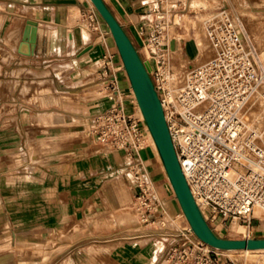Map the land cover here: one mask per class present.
Here are the masks:
<instances>
[{
    "label": "rangeland",
    "instance_id": "374dc122",
    "mask_svg": "<svg viewBox=\"0 0 264 264\" xmlns=\"http://www.w3.org/2000/svg\"><path fill=\"white\" fill-rule=\"evenodd\" d=\"M88 1L87 6L80 13L79 23L87 32L95 31L100 34V31H104L110 35L102 18ZM150 1L141 0L140 2V5L144 7L141 13V23L148 17L146 14ZM164 3L167 7L172 6L183 26L182 30L178 29L179 32L175 29L168 32L169 43L175 40L173 36L185 38L183 33L185 23L192 29L193 23L196 21L198 24V21L200 22L203 17L221 10H226L235 16L245 33H250L252 28L259 31V34L264 32V0H164ZM139 25H137V30ZM255 34L259 35L258 32ZM140 38L141 45L136 48L144 58L145 38ZM184 40H188V37ZM191 42L194 54L191 55L189 61L201 63L208 59L203 58L202 61H198L197 58L196 60V48L192 36ZM257 47L258 50L264 49L261 44H258ZM105 55L108 56V60L104 63L101 58ZM263 57L264 55L261 58L263 59ZM184 59L187 61L186 58ZM114 66L113 55L105 50L98 58L96 65L91 68L96 69L93 75L95 85L90 88H80L88 89V92L85 94L74 93L68 98H59L58 93L35 94L32 96L33 105L28 108L30 111L19 110L21 114L18 111L16 119L6 120L5 126L16 125L22 134L19 136L18 143L22 152H19L17 171L10 172L9 167L2 169L5 177H9L11 174L18 177L17 182L11 183L6 180L0 184V211L6 214V216H2L3 224H8L11 221V212L15 214V210H17L18 215L25 213V203L27 202L25 192L28 189L33 187L34 190H40L38 189L42 186L40 183L29 184L30 179H26L28 175L54 177L62 174L67 177V181L73 179L78 182L75 185H66V187L75 188L72 191L83 193V197L89 192L94 195L90 200L69 201L80 205L81 208H78L77 211L81 209L83 218L79 223L75 221V224L78 223V225H71L66 231L2 233L1 237L4 242L2 250L6 248L15 250L22 261L19 264H32V260L33 264H47L55 254L62 252L65 248L57 244L59 239H64L68 243L78 241L77 244L83 246L93 244L91 248L76 249L79 250L76 251L77 261H73L75 249H69L70 253H67L60 264H172L169 260L170 251L175 245L181 244L180 231L187 227L188 223L181 215L182 212L160 162L155 156L150 159L147 154L146 150L150 148L148 139L143 147L136 148L135 145L128 150L103 145L88 148L84 143L86 134L83 128L85 123L80 121V113H101L118 102L121 103L126 114L137 116L130 89H122L117 82L118 95L110 97L111 86L106 81L110 77H116ZM78 89L77 87L73 90ZM66 100L69 103L65 104ZM101 100L105 102L102 103ZM57 108L67 117V123L60 128L65 133L56 140L55 144L53 143L54 145L43 147L39 144L43 136L41 131L37 130L31 117L38 112L58 111ZM90 125L91 123L88 124V129L91 128ZM87 135L90 136L88 132ZM26 145L30 152L28 164H25L27 162ZM113 151H119L123 155L115 158L112 155ZM89 160L90 165L94 167L92 172L83 169L86 161ZM81 168L84 173L78 174L77 171ZM82 180H85L86 183L91 180L93 183L87 185L79 183ZM146 182L151 185L149 190L143 189ZM15 191L17 196L13 194ZM66 208L68 213L70 208ZM128 214H132L133 217H128ZM12 219L15 221L14 217ZM17 222L24 223V217H18ZM89 227H94L96 230L90 233L86 230ZM77 228L84 230L75 231ZM240 230L244 232L242 228ZM89 234L95 236H88ZM27 235L33 236L36 239L35 243L27 244ZM226 236L238 238L243 237V233ZM44 237L49 240L44 242ZM258 237H264V234L261 233ZM93 239L99 241H91ZM31 250L33 257H31ZM224 255L227 261L229 259L233 261L231 264H264V251L224 252ZM26 260L30 263H26ZM51 264H59L57 258Z\"/></svg>",
    "mask_w": 264,
    "mask_h": 264
},
{
    "label": "built area",
    "instance_id": "2783aa9c",
    "mask_svg": "<svg viewBox=\"0 0 264 264\" xmlns=\"http://www.w3.org/2000/svg\"><path fill=\"white\" fill-rule=\"evenodd\" d=\"M149 5L137 32L145 38L143 59L182 172L216 233L227 237L240 226L243 237L251 236L252 219L264 218V122L257 113L251 115L260 105L264 109V66L235 17L221 10L203 21L211 56L200 64L183 65L180 74L173 67L168 36L171 29L182 27L179 16L164 0ZM101 60L105 63L108 56ZM106 82L110 97L118 95L115 77ZM90 123L89 135L99 145L128 150L147 141L142 119L126 114L118 102ZM150 186L146 182L143 189ZM181 230V244L170 251L172 264L233 263L225 251L203 243L187 227Z\"/></svg>",
    "mask_w": 264,
    "mask_h": 264
},
{
    "label": "crops",
    "instance_id": "0c3cea01",
    "mask_svg": "<svg viewBox=\"0 0 264 264\" xmlns=\"http://www.w3.org/2000/svg\"><path fill=\"white\" fill-rule=\"evenodd\" d=\"M105 2L118 18L134 45L139 48L141 38L137 33V25L142 22L141 13L144 10V7L140 5L141 0H105ZM86 6L87 0H0V184L6 180L11 183L17 182V176L11 174L9 177H5L2 169L9 167L10 172L17 171L19 152H22L18 144L19 136L22 134L16 125L5 126L6 120L16 119L19 110L30 111L28 108L33 105L32 95L35 93L37 95L58 93L59 98H68L74 93L85 94L88 89L82 90L84 87L90 88L95 85L93 75L96 69L91 68L96 65L98 58L105 50L113 55L116 70L115 78L119 86L125 90L130 89L112 37L104 31H100V34L95 31L87 32L79 23L80 13ZM33 27L34 33L32 35ZM182 27L179 30H182ZM179 30L176 31L179 32ZM184 39L181 36L175 37V40L169 43L173 51L172 55L173 57L179 55L191 59L190 56L194 54L191 39ZM189 64H197V62H187L184 65ZM40 87H50L52 91L41 93ZM77 87L82 89L73 90ZM35 90L37 91L35 92ZM61 91L67 92V95L61 96ZM66 102L69 103L67 100L64 101L65 104ZM100 102L104 103L105 101L101 100ZM98 113L79 114L80 121L85 123L83 128L86 134L84 143L88 148L100 146L87 135V132L89 134L88 124ZM53 114L62 115L65 123L51 124L48 127L36 126L37 130L41 131L42 136L59 135L60 137L65 133L60 128L67 123V117L60 112V109L58 111L38 112L35 115H42L47 119ZM146 151L150 159L155 156L159 161L151 147ZM25 153L27 161L25 164H28L30 152L27 145ZM112 155L118 158L123 154L119 151H113ZM83 169L89 172L94 171V167L90 165V160L86 161ZM83 171L81 168L77 173ZM26 179H30L29 184L31 185L40 183L42 186L38 187L40 190H34L31 187L25 192L27 201L25 213L18 215L17 210H15V214L11 212V221L8 224H3L2 216H6V214L0 211V264H19L22 262L15 250L8 248L2 250L4 244L1 237L2 233L66 231L69 226L78 225L83 218L81 209L77 211L78 208H81L80 205L69 201L90 200L94 196L89 192L83 197V193L72 191L75 188L66 187L67 184L75 185L78 182L73 181V179L67 181V177L62 174L54 177L28 175ZM79 183L87 185L92 184L93 181L90 180L89 183H86L85 180H82ZM13 194L17 196L16 191ZM100 198L102 199V197ZM10 199L12 200L13 197L11 196ZM66 207L70 208L68 213ZM13 217L15 221H13ZM18 217H24L25 222L18 223ZM75 221L78 223L75 224ZM251 225L253 235L257 232L264 234L263 217H254ZM82 230L84 229H75V231ZM86 230L91 233L96 229L89 227ZM229 232V235L243 233L240 226L231 231L234 233ZM228 234L226 233V235ZM88 236L95 235L89 234ZM44 238V242L49 240ZM35 240L33 236L27 235L26 243H35ZM91 241L99 240L93 239ZM77 242L68 243L64 239H59L57 244L65 248L62 252L55 254L47 264H51L55 258L60 264L67 253H70L68 250L71 248L75 249L73 261H77L76 253L79 250L76 249L93 247V244L83 246ZM30 252L31 257H33V251ZM25 262L30 263L28 260ZM31 263L33 264V260Z\"/></svg>",
    "mask_w": 264,
    "mask_h": 264
},
{
    "label": "water",
    "instance_id": "95a60500",
    "mask_svg": "<svg viewBox=\"0 0 264 264\" xmlns=\"http://www.w3.org/2000/svg\"><path fill=\"white\" fill-rule=\"evenodd\" d=\"M89 1L109 27L144 127L150 134L160 164L193 235L210 247L225 252L264 249V237H258L261 232L248 237H225L222 233H216L208 224L182 172L147 62L105 0Z\"/></svg>",
    "mask_w": 264,
    "mask_h": 264
},
{
    "label": "bare ground",
    "instance_id": "6f19581e",
    "mask_svg": "<svg viewBox=\"0 0 264 264\" xmlns=\"http://www.w3.org/2000/svg\"><path fill=\"white\" fill-rule=\"evenodd\" d=\"M90 2V1H89ZM91 3V2H90ZM91 6H92V4H91ZM235 17V16H234ZM204 19H205V17H203L202 18V20L199 22L198 21V24H197V21L195 22V23H193V27H192V29L190 28V26H186V23L184 24L185 25V30H184V35H185V38H187L188 37V39H191V36L193 37V40H194V44H195V47H196V56H195V58H196V60H197V58H198V61H202L203 60V58L205 59V58H208L209 59V57L211 56V54H212V47H211V44H210V40H209V38H208V35L206 34V31H205V28H204ZM235 19H236V21L240 24V22L238 21V19L235 17ZM103 22H104V24H105V26H106V29L109 31V27H108V25H107V23L103 20ZM202 23V24H201ZM241 26V25H240ZM262 31V30H261ZM255 32H258V34H259V31H256L255 30V28H252V30L250 31V33H246L247 34V36L249 37V39H250V41H251V43L253 44V46L256 48L255 50L257 51V56H258V58H259V60L261 61V63H262V65L264 66V57H263V59L261 58L262 57V55H264V49H262V50H258V44L260 45L261 44V46L262 47H264V32L263 33H261V34H259L258 36H257V34H255ZM33 33H34V27H33V29H32V35H33ZM110 33V32H109ZM192 33V34H191ZM190 34H191V36H190ZM263 43V45H262V43ZM260 47V46H259ZM206 52V53H205ZM190 56V55H189ZM191 57V56H190ZM187 59V61L184 59V57H181V56H179V55H177V57H173V67L175 68V70L177 71V72H180V74L183 72V70H182V66L185 64V63H187V62H190L189 61V57L188 58H186ZM208 59H206L205 61H207ZM205 61H202V62H205ZM201 62V63H202ZM198 63V62H197ZM200 64V63H199ZM57 67V66H56ZM52 81V80H51ZM46 86V85H45ZM44 86V87H45ZM54 86V85H53ZM44 87H40V92L41 93H45V92H50V91H52V89L49 87V88H44ZM37 91V90H36ZM130 92H131V95H132V98H133V102H135V100H134V97H133V92H132V90L130 89ZM33 93V92H32ZM36 94V93H35ZM38 94H40V93H38ZM60 95L61 96H66L67 95V92H65V91H61L60 92ZM33 96V95H32ZM30 99H31V97H30ZM32 100H33V98H32ZM66 103H68V102H66ZM69 105V104H68ZM72 106V105H71ZM76 107V106H75ZM262 106L260 105L256 110H254L252 113H251V115H253V114H256L257 113V116H259V118L260 119H262L263 120V122H264V109H262L261 108ZM135 114L137 115V116H139L141 119H142V116H141V113H140V111H139V108L137 107V105H136V103H135ZM32 121L34 122V124L36 125V126H41V127H43V126H46V127H48L49 125H51V124H56V123H65V121H64V119H63V116L62 115H60V114H53L52 116H49L47 119H46V117L44 118V116H42V115H35V116H33V118H32ZM67 130V129H66ZM144 132H145V134H146V136H147V139H148V141H149V143H150V147L152 148V150L154 151V153L157 155V151H156V149H155V146H154V143H153V141H152V139H151V137H150V134H149V132H148V130H147V128H146V126L144 127ZM44 137V138H43ZM42 137V139L40 140V143L39 144H41L43 147L44 146H49V145H51V144H55V142H56V140L59 138V135H57V136H50V135H44ZM85 137V136H84ZM34 138V137H33ZM39 140V139H38ZM59 141V140H58ZM53 144V145H54ZM43 147H41V148H43ZM51 147V146H50ZM33 152H34V149H33ZM36 153V152H35ZM32 155H34L33 153H32ZM158 156V155H157ZM35 158V157H34ZM159 158V157H158ZM160 161V160H159ZM164 171V170H163ZM164 174H165V172H164ZM166 176V175H165ZM168 181V180H167ZM168 183H169V181H168ZM170 185V184H169ZM171 187V186H170ZM182 212V211H181ZM181 215L182 216H184V214L183 213H181ZM128 217H130V218H132L133 217V215L132 214H130V215H128ZM185 217V216H184ZM187 228L188 229H190V226H189V224H187ZM190 231H191V229H190ZM192 232V231H191ZM160 247H161V245H159ZM256 251H264V249H259V250H246V249H241V250H227L226 252H228V253H248V252H256Z\"/></svg>",
    "mask_w": 264,
    "mask_h": 264
}]
</instances>
